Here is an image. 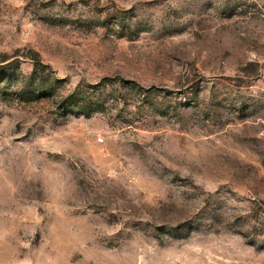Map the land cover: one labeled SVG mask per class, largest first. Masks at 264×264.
<instances>
[{"label": "rangeland", "instance_id": "374dc122", "mask_svg": "<svg viewBox=\"0 0 264 264\" xmlns=\"http://www.w3.org/2000/svg\"><path fill=\"white\" fill-rule=\"evenodd\" d=\"M0 264H264V0H0Z\"/></svg>", "mask_w": 264, "mask_h": 264}, {"label": "trees", "instance_id": "16d2710c", "mask_svg": "<svg viewBox=\"0 0 264 264\" xmlns=\"http://www.w3.org/2000/svg\"><path fill=\"white\" fill-rule=\"evenodd\" d=\"M72 97H73V99H74V98H80V97H74V96H72Z\"/></svg>", "mask_w": 264, "mask_h": 264}]
</instances>
